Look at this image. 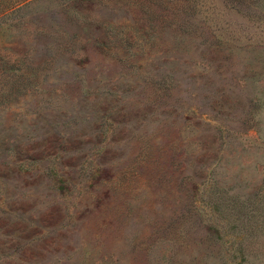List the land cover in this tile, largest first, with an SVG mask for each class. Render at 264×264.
<instances>
[{
    "label": "rangeland",
    "instance_id": "rangeland-1",
    "mask_svg": "<svg viewBox=\"0 0 264 264\" xmlns=\"http://www.w3.org/2000/svg\"><path fill=\"white\" fill-rule=\"evenodd\" d=\"M0 264H264V0L0 17Z\"/></svg>",
    "mask_w": 264,
    "mask_h": 264
},
{
    "label": "trees",
    "instance_id": "trees-1",
    "mask_svg": "<svg viewBox=\"0 0 264 264\" xmlns=\"http://www.w3.org/2000/svg\"><path fill=\"white\" fill-rule=\"evenodd\" d=\"M33 1L36 0H0V17L7 15L10 11L20 9Z\"/></svg>",
    "mask_w": 264,
    "mask_h": 264
}]
</instances>
